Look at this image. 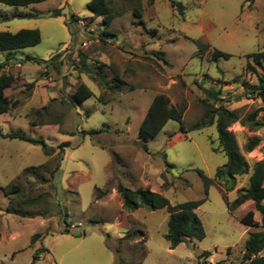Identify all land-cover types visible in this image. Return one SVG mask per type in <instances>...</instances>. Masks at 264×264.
I'll use <instances>...</instances> for the list:
<instances>
[{"label":"rangeland","instance_id":"obj_1","mask_svg":"<svg viewBox=\"0 0 264 264\" xmlns=\"http://www.w3.org/2000/svg\"><path fill=\"white\" fill-rule=\"evenodd\" d=\"M88 1L45 0L28 7L0 3V31L28 28L41 35L35 46L0 51V73L22 79L6 91L20 103L0 114V131L42 139L51 148L70 144L52 174L56 153L46 156L38 144L0 136V264H246L244 241L260 227L239 222L247 206H231L237 190L248 186L249 173L237 176L233 190L225 191L224 181L215 179L226 163L225 155L212 149L218 146L215 126L191 127L203 117L202 88L219 90L222 99L211 102L237 109L241 120L261 106L243 85L257 83L245 64L247 54L264 50V0H174L182 14L170 0H108L115 17L106 26L92 17ZM56 8H62L58 16L53 15ZM109 34L115 37L107 39ZM214 48L230 57L212 59ZM56 52L61 56L54 62L60 60L64 76L51 64L24 60H46ZM49 77L54 80L43 79ZM36 81L50 99L56 98L39 114V101L30 96ZM80 83L93 95L73 105L70 96ZM158 93L185 107V131L168 120L144 149L138 128ZM31 122L48 125L32 127ZM251 126L235 122L229 127L250 168L264 158V128ZM90 129L102 131L79 133ZM252 136L260 142L246 152ZM165 161L172 164L168 171ZM32 166H40L35 174L23 173ZM198 170L213 179L206 200L195 209L205 233L201 240L171 247L164 237L167 210L126 211L116 191L121 183L159 192L171 204L196 200L204 196ZM11 184L18 192L6 195L2 188L9 190ZM96 188L109 191L97 198ZM9 202L32 217L7 212ZM254 219L260 221L256 211ZM35 234L40 236L32 242Z\"/></svg>","mask_w":264,"mask_h":264},{"label":"trees","instance_id":"obj_2","mask_svg":"<svg viewBox=\"0 0 264 264\" xmlns=\"http://www.w3.org/2000/svg\"><path fill=\"white\" fill-rule=\"evenodd\" d=\"M43 1L45 0H0V3L9 6L28 7ZM254 1L255 0H244V2H248L250 4ZM170 3L173 7L176 6V10L182 14L181 4L174 0H170ZM87 8L92 13V17H100L105 26L108 25L115 17V13L112 12L108 0H89L87 2ZM61 9L62 8H56L53 11V15H60ZM133 13L137 16L140 15L138 10H133ZM72 19L74 21L77 20V18L74 17ZM107 33L108 32L105 31L103 32L104 35ZM40 40L41 35L38 29L22 28L15 32L0 31V51L32 47L37 45ZM60 56L61 54L56 52L46 60H41L31 56L26 57L24 60L36 63H45L46 65L51 64V66L58 70L60 61L58 63H55L54 61ZM229 57L230 54L216 48H214L211 53V58L214 60L218 58L227 59ZM246 58L247 61L245 64V70L251 71L256 75L257 83L244 84V91L253 98H259L261 106L247 114L245 120H241L237 109L230 110L221 104L215 107L211 102L212 100L220 101L222 99L219 96V90L202 88L205 93V98L201 100L204 108L203 117L201 122L193 125L191 128H201L207 125L215 126L217 131L218 146L212 149H219L226 157V163L217 169L215 179L224 181L225 191L233 190L234 180L237 176L249 173L248 186L237 190L238 196L233 201L231 208L237 207L247 200L252 201L249 206L244 208L239 213L238 220L245 226L260 227V230L251 231L247 234L244 241L242 261H245L246 264H264V158L256 161L250 168L238 146L233 132L229 130V127L235 122H249L252 124V129L264 128V50L249 53L246 55ZM2 65L3 64H0V66ZM18 79L20 80V75L16 76L10 72L0 73V114L8 112L11 108L18 104L16 100L8 97L5 93V89L12 87ZM25 85L27 88H30L33 86V83H27ZM92 95L93 92L91 89L86 84L80 83L70 96L71 103L73 105L80 104ZM46 108L47 106H43L41 110L37 111V114ZM184 109V106L178 107L172 105L169 97L164 93L156 94L148 105L145 115L138 128L137 137L140 140V145L144 149H147V139L156 136L168 120H175L179 122L183 131H185L182 123ZM101 131V129H90L80 130L79 133L82 136H93ZM73 134L74 133H71V135ZM0 136L38 144L46 156H51L56 153L58 163L52 171V174L57 171L60 166V162L62 161L64 155V148L70 145L69 142H62L56 147L51 148L47 146L42 139L31 138L18 131L7 133L0 132ZM259 142V137H250L244 145V150L246 152H251L258 146ZM40 166L27 167L23 170V173L27 174L30 171L35 174L37 168ZM171 167L172 164L165 161V171H168V168ZM198 174L203 182L204 196L196 200L182 203L171 204L167 198L159 192L152 191L150 189L133 190L123 186L121 183H117L116 191L120 195L122 207L126 211H134L140 207H145L149 210L165 208L168 212V221L167 232L164 237L171 244V247H173L181 242L201 240L205 236L203 226L195 214V209H197V207L206 200L207 191L209 186L212 185L213 179L206 176L201 170H198ZM2 189L6 195H9L10 193L18 192L19 188L16 184H11L9 190L6 187ZM96 190L99 191L98 188H96ZM108 191V189L99 191V194H97L96 197L99 198L100 194L106 195ZM227 205L229 206V204ZM6 210L7 212L21 217H32L30 212L22 211L20 208L12 206L10 202ZM255 211L260 214L259 222L254 219ZM65 232H68V230H65ZM39 236V234H35L32 237V242ZM43 250L45 249L43 248ZM201 255L209 256L210 252L203 251Z\"/></svg>","mask_w":264,"mask_h":264},{"label":"crops","instance_id":"obj_3","mask_svg":"<svg viewBox=\"0 0 264 264\" xmlns=\"http://www.w3.org/2000/svg\"><path fill=\"white\" fill-rule=\"evenodd\" d=\"M60 61V60H59ZM62 64V63H61ZM16 65V67H18L19 66V63H16L15 64ZM59 67H60V65H59ZM47 68V67H46ZM46 68H44V71H46L47 69ZM59 72L61 73V75L62 76H64V74H63V72H64V70H63V68H59ZM44 80H46L47 82L48 81H51V80H54V79H52L51 77H49V78H43ZM21 81H22V79H20ZM32 83V82H31ZM23 84H27V82H24L23 81ZM40 81H36V82H34V87H33V90H32V93H30V96H31V98H37L38 99V103H36L41 109H42V107L43 106H47L50 102H53V101H55L56 100V98H54V99H50L49 97H48V95L46 94V90H45V88H43V87H41L40 86ZM50 85L48 86V87H52V89H56V88H53L54 87V83H49ZM14 87V85L12 86V87H10V88H7V89H5V93H6V91L7 90H11L12 88ZM37 91H38V93H37ZM57 91H58V89H57ZM7 95V94H6ZM8 97H10V98H12L13 100H16L17 101V99L16 98H14L12 95H7ZM42 98H44L43 100H42ZM30 100V99H29ZM28 100V101H29ZM19 101V100H18ZM17 101V102H18ZM20 102H18V104H19ZM18 104L15 106V107H13V108H16L17 106H18ZM40 109V110H41ZM11 110V109H10ZM9 110V111H10ZM8 111V112H9ZM37 111H39V110H36L35 111V113L37 114ZM30 124V126H32V127H37V126H46V125H48V123H46V124H42V123H35V122H31V123H29ZM1 132V131H0ZM3 133V132H2ZM252 203V201L251 200H247V201H245V202H243L241 205H239V209H242V205L243 206H249L250 204ZM241 206V207H240Z\"/></svg>","mask_w":264,"mask_h":264},{"label":"water","instance_id":"obj_4","mask_svg":"<svg viewBox=\"0 0 264 264\" xmlns=\"http://www.w3.org/2000/svg\"><path fill=\"white\" fill-rule=\"evenodd\" d=\"M52 14V12H50V13H48V14H45V15H43V16H50ZM115 36L113 35V34H109V35H106V38L107 39H112V38H114Z\"/></svg>","mask_w":264,"mask_h":264}]
</instances>
